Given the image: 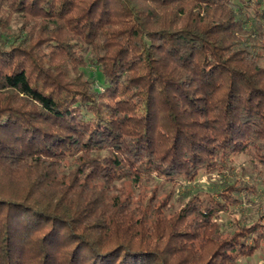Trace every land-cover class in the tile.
Instances as JSON below:
<instances>
[{
    "label": "trees",
    "instance_id": "1",
    "mask_svg": "<svg viewBox=\"0 0 264 264\" xmlns=\"http://www.w3.org/2000/svg\"><path fill=\"white\" fill-rule=\"evenodd\" d=\"M238 155L264 173V0H0V264H239L256 187L197 182Z\"/></svg>",
    "mask_w": 264,
    "mask_h": 264
},
{
    "label": "rangeland",
    "instance_id": "2",
    "mask_svg": "<svg viewBox=\"0 0 264 264\" xmlns=\"http://www.w3.org/2000/svg\"><path fill=\"white\" fill-rule=\"evenodd\" d=\"M88 71L91 72L90 68ZM221 175L228 180L238 178L242 183L254 185L256 187V192L247 194L245 190H242L240 192L241 202L235 207L229 208L228 211L221 212L220 221L224 222L226 225H231L234 219L237 220L242 219V217H248L255 206L262 205V207H264V173L257 175L246 155L236 156L233 165L223 174H218L217 172L211 174L203 173L197 182L200 183L202 187L206 188V190L210 191V189L214 188L215 182ZM239 264H264V245L252 256L241 259Z\"/></svg>",
    "mask_w": 264,
    "mask_h": 264
}]
</instances>
